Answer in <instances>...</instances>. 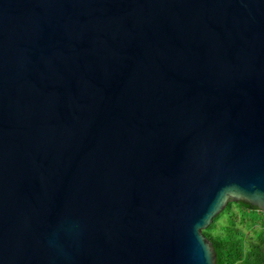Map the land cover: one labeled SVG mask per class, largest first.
Instances as JSON below:
<instances>
[{
	"label": "water",
	"instance_id": "water-1",
	"mask_svg": "<svg viewBox=\"0 0 264 264\" xmlns=\"http://www.w3.org/2000/svg\"><path fill=\"white\" fill-rule=\"evenodd\" d=\"M264 212V0H0V264H217Z\"/></svg>",
	"mask_w": 264,
	"mask_h": 264
},
{
	"label": "trees",
	"instance_id": "trees-1",
	"mask_svg": "<svg viewBox=\"0 0 264 264\" xmlns=\"http://www.w3.org/2000/svg\"><path fill=\"white\" fill-rule=\"evenodd\" d=\"M217 253V264H264V212L230 200L203 231Z\"/></svg>",
	"mask_w": 264,
	"mask_h": 264
}]
</instances>
